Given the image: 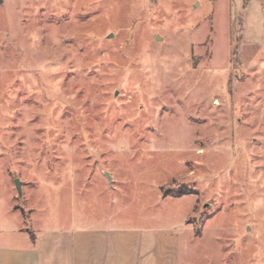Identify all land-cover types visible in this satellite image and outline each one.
Here are the masks:
<instances>
[{"label": "rangeland", "instance_id": "obj_1", "mask_svg": "<svg viewBox=\"0 0 264 264\" xmlns=\"http://www.w3.org/2000/svg\"><path fill=\"white\" fill-rule=\"evenodd\" d=\"M93 220L264 264V0H0V242Z\"/></svg>", "mask_w": 264, "mask_h": 264}, {"label": "crops", "instance_id": "obj_2", "mask_svg": "<svg viewBox=\"0 0 264 264\" xmlns=\"http://www.w3.org/2000/svg\"><path fill=\"white\" fill-rule=\"evenodd\" d=\"M110 222L93 220L1 241L0 264H183L172 230Z\"/></svg>", "mask_w": 264, "mask_h": 264}, {"label": "water", "instance_id": "obj_3", "mask_svg": "<svg viewBox=\"0 0 264 264\" xmlns=\"http://www.w3.org/2000/svg\"><path fill=\"white\" fill-rule=\"evenodd\" d=\"M16 188H17V191L19 192V195L22 194V191H21V183L19 180H16Z\"/></svg>", "mask_w": 264, "mask_h": 264}, {"label": "trees", "instance_id": "obj_4", "mask_svg": "<svg viewBox=\"0 0 264 264\" xmlns=\"http://www.w3.org/2000/svg\"><path fill=\"white\" fill-rule=\"evenodd\" d=\"M213 1H216V0H213Z\"/></svg>", "mask_w": 264, "mask_h": 264}]
</instances>
